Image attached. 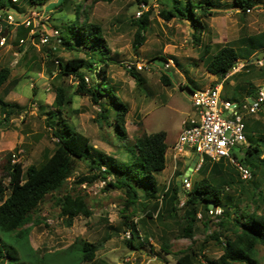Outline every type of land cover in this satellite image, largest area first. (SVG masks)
<instances>
[{
    "label": "rangeland",
    "instance_id": "obj_1",
    "mask_svg": "<svg viewBox=\"0 0 264 264\" xmlns=\"http://www.w3.org/2000/svg\"><path fill=\"white\" fill-rule=\"evenodd\" d=\"M58 1L62 2L52 0L41 8L47 14V25L50 28L60 33L65 23L75 18V10L79 9V24L85 20L97 24L102 30L103 42L107 48V62L105 61L102 78L118 100L127 107L124 117L125 139L121 140L115 135L111 111L108 112L109 124L98 121L102 109L94 105L87 96L76 93L79 80L74 76L60 74L59 62L64 64L74 57L84 58V51L89 53L87 50L75 42L71 45L81 52L67 51L53 41L41 45L39 37L41 30L45 29L44 19L39 22L32 21L29 26L19 25L31 28L21 45L15 41L18 30L10 29L11 33L9 32L5 45L0 47V70H10L7 82L0 89V98L15 111L5 116L9 108L3 111L0 107V177L5 174L7 157L10 155H16L15 160L21 162L25 169L32 164H39L46 156L52 154L54 139L51 133L58 126L53 124L51 128L48 127L47 116L51 112L57 113L53 105L57 87L62 88L64 96L70 100L58 109V115L89 139L91 149L82 161L77 162L71 177L66 180L61 190L46 195L30 213L31 224L27 225L31 226L29 244L38 257L46 255V264H176L177 257L188 247L193 248L197 259L199 255L208 259L217 258L221 255V248L208 234L218 232L221 228L218 218L211 216L209 212L206 217L197 219L193 240L180 237L181 229L185 225V209L181 204L188 198L186 192L194 182L197 183L200 176L213 177L208 166L214 162H206V171L200 175L199 172L196 173L197 165L187 177V183H184L185 173L179 176L177 172H186L194 156H189L190 158L187 157L183 161L181 158L175 159L171 148L181 133L183 122L191 119L196 113L191 104V92L205 90L219 83L222 96L234 101L233 99L241 94L240 90L243 94L250 88L264 84V59L262 65L257 64L253 53L250 58L252 63L244 66L248 61L246 56L241 54L244 48L250 46L248 41L255 43L257 38L264 36V0H255L257 8H251L244 14L233 10V0H219V7L209 5L213 16L203 19L204 30L197 27V31L185 20L174 18L164 21L160 15L163 0H145L146 3L143 0H116L112 3L101 0H65L60 9H53ZM181 1L185 6L188 0ZM190 1L197 3L199 0ZM27 9L29 8L26 2L18 0L19 11L13 7H10L9 11L13 16L19 17L25 13L22 17L25 19L30 12L40 10L35 8L28 12ZM143 15H147L148 20L146 41L135 52L132 49L136 29L134 21ZM225 46L234 47L241 58L235 65L237 71L231 70L228 74L240 73L227 81L226 78L220 79L209 74L205 68L210 57ZM158 57L164 60L157 59ZM170 61L172 65L165 67ZM100 65L102 63L97 62V66ZM93 68L97 69L96 66ZM130 68H134V75L140 83L131 76ZM90 74L85 70L86 87L91 85ZM100 100L107 104L105 98ZM109 103L107 107H112L113 101L109 100ZM249 120H260L264 124V108L257 115L249 117ZM159 131L166 133L165 143L168 148L165 153V169L156 176L157 183L162 187L161 192L155 194L157 198L148 200L142 196L136 209L125 212V197L121 191L104 189L105 182H113L119 174L107 176L106 181L97 179L90 184L80 182L82 176L96 173L87 167V162L93 158L99 162V157L103 156L107 161L110 159L119 164H129L131 158L125 148H130L142 133L152 134ZM251 135L247 129L246 139ZM221 164L234 167L227 160H223ZM106 167V164L100 162L101 170ZM242 168L247 170L249 178L244 179L241 171L234 167L235 188L223 189L222 202L237 197L243 189L248 192L249 183L246 181L255 180L261 183L264 189L262 174L252 176L251 168L247 165H242ZM213 179L215 183L222 180ZM174 182H178L180 187L176 212L173 215L163 212L161 219L145 217L143 211L157 206L158 202L161 203L162 190L168 185L172 186ZM142 189L145 194L151 195L147 185L143 184ZM65 193L79 197L91 211L89 217L82 214L75 217L71 227L65 225L63 217L59 214L57 199ZM144 205L146 206L143 207ZM211 209L223 210L220 206H213ZM124 216L128 220L124 219ZM203 221H206L208 231L203 229ZM130 223L136 225L138 230L132 240L133 248L127 243L131 239L126 225ZM84 242L102 245L91 263H82L79 260ZM66 249L69 250L66 253L52 255ZM256 256L258 264H264V250L260 245L256 246ZM201 260L204 259H200V264ZM7 262L10 261L0 259V264Z\"/></svg>",
    "mask_w": 264,
    "mask_h": 264
},
{
    "label": "trees",
    "instance_id": "obj_2",
    "mask_svg": "<svg viewBox=\"0 0 264 264\" xmlns=\"http://www.w3.org/2000/svg\"><path fill=\"white\" fill-rule=\"evenodd\" d=\"M23 1L26 2L29 8L26 11L30 12L35 8L41 9L52 0ZM101 1L112 3L116 0ZM64 2L65 0H62V2L58 1L53 9H60ZM143 2L146 3L145 0ZM218 3L219 0L218 2L214 0H199L197 3H192L188 0L186 5L183 6L181 0H163V9L160 15L164 21L174 18L181 19L190 22L194 31H197V27L204 30L203 19L213 16V11H211L209 5L214 4L219 7ZM232 5L233 10L242 14L246 10L257 8L258 6L255 0H233ZM10 7L17 10L18 0L15 2H12V0H0V10L10 13ZM79 15V9H76L75 18L65 23L62 27V31L58 36V43L67 51L81 52V50L78 51V49H75L71 45V43L75 42L89 53L86 54V51H84V58L74 57L67 60L64 64L59 62L60 74L63 76H74L79 80L76 93L87 96L94 105H97L100 110L102 109L98 121H105L109 124L108 112L109 110L111 111L110 117L114 121L115 135L123 140L125 139L124 117L127 107L118 100V97L110 89L111 87L102 78L107 62V57L105 56L107 48L103 42L102 30L97 24L88 23L85 20L79 24ZM23 16H25V13ZM23 16L19 17L15 15L16 22H20ZM134 25L136 29L132 49L136 52L146 41L145 33L148 28L147 15H143L135 20ZM11 28L18 30L15 34V41L17 43H20L21 40L24 41L25 36L28 35L31 29L19 25L15 28L5 25L3 30L6 29L7 36L9 32L11 33ZM252 43L248 41L250 46L246 49L244 48L241 52L242 55L246 56L248 61L244 66L252 63L250 58L253 53H255V59L261 53L264 55V36L257 38L255 43ZM157 59L164 60L160 57ZM240 59L239 52L234 47L225 46L218 49L210 57L205 64V68L209 74L223 79ZM97 62H101L102 65L97 66ZM92 65H94L93 67L96 66L97 69L93 68ZM85 70L91 73L89 77L91 85L88 87H86L84 82L85 78H87L84 75ZM133 70L134 68H130L129 72L131 76L136 82L140 83L134 75ZM239 73H234L225 80L227 81L230 77H235ZM9 74V68L0 70V89L7 82ZM216 85L221 84L216 83L213 87ZM256 90L257 88H250L246 92H243V94L242 90H240L241 94L239 97L233 100L242 101L247 95L254 96ZM101 98H105L107 104L109 100H112V107H107V104H103L100 100ZM69 102V98L64 96L63 89L59 87L55 88L53 105L57 109V113L51 112L47 116L48 127L51 128L53 124H57L58 126L51 133L54 139V148L51 155L46 156L39 164H32L25 169L21 162L15 160L16 155L7 157L5 174L0 177V259L13 262H7V264H46V255L38 257L36 251L29 244L28 235L31 226L28 227L27 225L31 224L30 213L37 208L46 195L61 190L66 180L71 177L77 162L82 161L84 156L91 150L89 139L73 129L67 122L63 121L62 116L58 115V109ZM0 107L3 111L5 108H9L5 116H9L15 111L2 98H0ZM244 124L245 132L249 129L252 135L248 137V145L245 148L242 147V157H239V153L233 154V157L240 164L251 168L252 176L262 174L264 179V124L260 120L252 122L249 120V117L244 119ZM165 140L166 133L164 131L152 134L142 133L135 139L130 148H125L127 154H129V158H131L129 164H119L110 159L107 161L103 156L99 157V162H96L93 158L87 162V167L91 172L96 171V173L82 176L80 182L90 184L97 179L106 181L107 176L119 174L113 182H105L104 189L107 191H121L125 197L123 201L124 211H133L137 208L138 203H140V197L144 196L149 200V198H157L155 194L158 191L159 193L161 192L162 187L157 183L156 176L165 169V153L168 148ZM100 162L106 164L107 167L101 170ZM206 162L209 163V160L204 157L196 173L199 172V175L204 174L207 168H204ZM221 163L222 161H219L208 166L209 172L213 177L200 176L197 183L194 182L190 190H187L186 196L188 198L181 204L185 209V225L181 229L180 236L184 239L193 240L195 235L194 225L197 219L208 215L210 204L216 208L220 206L223 210L220 209L221 213L216 217L218 218L221 230L209 233L208 235L221 248V255L214 259H208L206 256L199 255V259H197L193 248L188 247L187 250L180 253L177 257L176 264H200V259H204V261L201 260V264H258L256 246L260 245L264 250V189L261 187V183L255 180H251V182L246 181L249 183L248 192L243 189V192H240L237 197L222 202L223 189L227 187V189L234 190L235 188L236 180L234 173L236 170L231 165L225 167ZM256 166L258 168L255 169ZM184 173L185 170L183 173L177 172V175L182 176ZM213 178H222V180L215 183ZM143 184L150 188L151 195L143 192ZM179 193L180 187L178 182H174L172 186L168 185L162 190V195L160 196L161 203L158 202L157 206L154 205L151 209L143 211L145 217L149 219L159 217L161 219L163 212L173 215L176 212L177 204L179 205ZM57 202L60 207L59 214L63 217V221L67 227H71L73 219L80 216V214L84 217L91 215V211L86 207L85 203L79 197H74L71 193L61 195L57 199ZM124 219L128 220L126 216H124ZM202 224L203 229L208 231L206 221H203ZM126 226L131 239L127 243L128 246L133 248L132 240L135 239V233L138 230L136 225L134 226L132 223ZM227 234H231L232 236H228ZM101 247L100 243L92 244L84 242L81 247L80 262L91 263L94 261L95 255ZM67 251L69 250L54 252L52 255L66 253Z\"/></svg>",
    "mask_w": 264,
    "mask_h": 264
},
{
    "label": "built area",
    "instance_id": "obj_3",
    "mask_svg": "<svg viewBox=\"0 0 264 264\" xmlns=\"http://www.w3.org/2000/svg\"><path fill=\"white\" fill-rule=\"evenodd\" d=\"M12 1L15 2L16 0ZM246 11L249 12L250 9ZM46 15L43 11L30 12L25 19L22 18L23 20L18 23L11 13L0 10V47L6 43L7 35L2 37L6 30H3L5 25L29 26L30 22H39L40 19H44L46 22L44 23L45 29L40 32V44L47 45L52 40L58 43L59 32L47 25ZM139 15L140 13L137 14V16ZM31 32L33 33V30ZM22 43L21 40L20 44ZM263 59H257L256 63L262 65ZM170 65H172L171 61L165 67ZM232 70L237 71L236 67ZM231 74H227L225 78ZM221 91V85H216L205 90L191 92V104L196 113L191 119L183 122L181 133L171 148L173 157L175 159L181 158L183 161L189 156L199 155L198 167L204 157L214 163L227 160L241 171L244 179H247L249 178L247 170L242 168V164L233 157V154L239 153L241 156L242 147L245 148L248 145L244 119L257 115L264 108V84L257 87L254 96L247 95L242 101H231L223 97ZM183 182L187 183V178L183 177ZM220 213L221 210L219 209L209 211L213 217L220 215Z\"/></svg>",
    "mask_w": 264,
    "mask_h": 264
},
{
    "label": "water",
    "instance_id": "obj_4",
    "mask_svg": "<svg viewBox=\"0 0 264 264\" xmlns=\"http://www.w3.org/2000/svg\"><path fill=\"white\" fill-rule=\"evenodd\" d=\"M6 33H7V31L5 30L4 33L2 34V37H5V36H6ZM262 56H263V53H261V54L258 56L257 59H261ZM198 159H199V155H196V156L194 157L193 161H192V162L190 163V165L188 166V168H187V170H186V172H185V174H184V177H185V178H187V177H188V176L194 171V169L196 168V165H197V161H198ZM212 207H213V205L210 204V205H209V209L212 208Z\"/></svg>",
    "mask_w": 264,
    "mask_h": 264
},
{
    "label": "clouds",
    "instance_id": "obj_5",
    "mask_svg": "<svg viewBox=\"0 0 264 264\" xmlns=\"http://www.w3.org/2000/svg\"><path fill=\"white\" fill-rule=\"evenodd\" d=\"M40 10H41V9H40ZM38 11H39V10H38ZM49 13H50V11H49ZM52 41H53V40H52ZM53 42H54V41H53ZM221 88H222V87H221ZM195 156H196V155H195ZM195 156H194V157H195ZM197 162H198V161H197ZM196 166H197V165H196ZM196 170H197V168H196ZM211 210H212V209H211ZM215 210H216V209H215ZM209 211H210V210H209Z\"/></svg>",
    "mask_w": 264,
    "mask_h": 264
}]
</instances>
